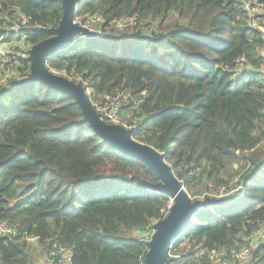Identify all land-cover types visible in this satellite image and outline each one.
<instances>
[{
	"label": "trees",
	"instance_id": "trees-1",
	"mask_svg": "<svg viewBox=\"0 0 264 264\" xmlns=\"http://www.w3.org/2000/svg\"><path fill=\"white\" fill-rule=\"evenodd\" d=\"M245 1L82 0L76 17L104 14L103 35L45 60L94 95H123L133 137L163 154L193 202L235 180L236 192L200 205L174 238L187 264L242 245L264 264V239L252 244L264 230V12L252 18ZM62 15V0H0V72L13 69L0 83V223L16 230L0 234V264H36L27 237L48 255L71 249L72 264H144L173 201L139 180L161 177L98 135L73 96L22 81L30 47L50 37L35 28Z\"/></svg>",
	"mask_w": 264,
	"mask_h": 264
},
{
	"label": "water",
	"instance_id": "water-1",
	"mask_svg": "<svg viewBox=\"0 0 264 264\" xmlns=\"http://www.w3.org/2000/svg\"><path fill=\"white\" fill-rule=\"evenodd\" d=\"M81 1L62 0L63 15L58 27L35 28V30L50 34V37L31 46L28 56L31 73L22 81L39 80L73 96L85 120L91 124L98 135L119 150L142 159L161 177V181L157 183L139 180L143 185L169 195L173 201L167 216L153 224V234L148 241L144 264H169L168 250L174 238L179 236L191 221L193 212L200 205L220 202L223 199L205 197L193 202L183 181L174 174L163 154L152 146L136 140L131 128L103 120L101 114L92 105L86 91L87 88L82 83L58 74L46 66L45 60L51 54L64 50L81 37L96 36L94 31L75 21L76 7Z\"/></svg>",
	"mask_w": 264,
	"mask_h": 264
},
{
	"label": "built area",
	"instance_id": "built-area-1",
	"mask_svg": "<svg viewBox=\"0 0 264 264\" xmlns=\"http://www.w3.org/2000/svg\"><path fill=\"white\" fill-rule=\"evenodd\" d=\"M255 3L257 5H255ZM264 5L258 4V1H254L253 4L251 1L244 2V9L251 15L253 18L258 13H254L253 11L258 7H263ZM105 16L102 13L97 14H90L85 17L84 20H81L76 17L77 22H79L82 26L88 28L91 31H94L95 34L103 35L102 33V24L104 23ZM129 22L127 19H122L117 22V27H120L122 24H126ZM31 48V47H30ZM30 50V49H29ZM6 52V51H5ZM262 54H264V48L261 50ZM0 53L5 55L3 51H1L0 46ZM26 56V55H25ZM29 56V53L27 54ZM28 58V57H27ZM7 74L10 72L13 73V69L9 68L6 70ZM90 90V91H89ZM90 101L92 105L95 107L97 112L101 114L103 120L111 124H120L125 126L126 128H130L126 123L127 115L124 114V110L122 107L123 104V95H111L109 93H104L103 95L93 94V90L91 88L86 89ZM126 98V97H124ZM12 232L16 234V230L10 225L8 221H4L0 223V234ZM259 238L261 240L264 239V230L262 228L261 233L258 232L257 235L254 237ZM27 239L31 242L36 243L38 240L36 238L27 237ZM252 239V241L254 240ZM171 244L167 257L170 259L169 264H187L186 262L190 261L189 259H182V254L176 252ZM50 257L57 258L56 264H72V252L71 249H66L63 247H55L50 252ZM208 257L210 260V264H251L252 261V252L251 246L242 245L240 248L234 247L231 248L229 251L226 249H221L219 251H209Z\"/></svg>",
	"mask_w": 264,
	"mask_h": 264
},
{
	"label": "rangeland",
	"instance_id": "rangeland-1",
	"mask_svg": "<svg viewBox=\"0 0 264 264\" xmlns=\"http://www.w3.org/2000/svg\"><path fill=\"white\" fill-rule=\"evenodd\" d=\"M254 13H263L264 12V6L263 7H258L256 8L254 11ZM134 23H131L129 25H133ZM125 25L122 24L120 25V27H124ZM24 43L23 41H20L17 43V46L23 47ZM1 51H3L5 53L7 47L9 48L8 45H6L5 43H1ZM26 46H24L25 48ZM0 55H2L0 53ZM58 74L64 75L63 72H56ZM13 76V73L10 72L9 74H7V71H3V68L1 67V72H0V83L6 82V80L10 77ZM73 80V79H72ZM77 80L79 81L80 78L77 77ZM75 81V82H78ZM80 83V82H78ZM90 91V90H89ZM241 164L234 162L233 164H230L227 169L223 172V176L225 178V180H229L230 179V175L236 174V172L240 169ZM204 180H208L204 177ZM212 186V185H211ZM237 189H235V180L231 181L230 183H224L221 186H212L210 192L208 193L206 197H224V196H228L233 192H236ZM140 234V233H138ZM143 234H140V236H142ZM257 235V234H256ZM256 235H253V237H255ZM146 237H148V234L146 235ZM150 240V239H149ZM258 241H262L259 238H255L252 241V244H256ZM30 242V241H29ZM32 249H33V253H34V260L36 262V264H49L48 259H49V255L48 253L45 251V249L43 248V246H38L36 244H32Z\"/></svg>",
	"mask_w": 264,
	"mask_h": 264
},
{
	"label": "clouds",
	"instance_id": "clouds-1",
	"mask_svg": "<svg viewBox=\"0 0 264 264\" xmlns=\"http://www.w3.org/2000/svg\"><path fill=\"white\" fill-rule=\"evenodd\" d=\"M78 8V5H77V7H76V9Z\"/></svg>",
	"mask_w": 264,
	"mask_h": 264
}]
</instances>
